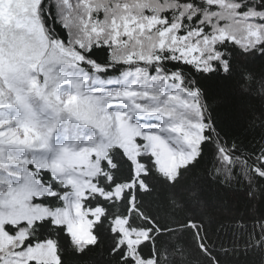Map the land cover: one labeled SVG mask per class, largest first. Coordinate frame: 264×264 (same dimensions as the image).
Masks as SVG:
<instances>
[{"label": "snow or ice", "instance_id": "obj_1", "mask_svg": "<svg viewBox=\"0 0 264 264\" xmlns=\"http://www.w3.org/2000/svg\"><path fill=\"white\" fill-rule=\"evenodd\" d=\"M237 54L264 59V0H0V264H66L65 243L86 256L106 225L111 264H188L181 244L157 245L187 229L220 264L202 225L170 226L142 198L202 160L249 196L264 181V134L247 148L206 98ZM238 75L264 96V75ZM259 228L249 240L264 248Z\"/></svg>", "mask_w": 264, "mask_h": 264}, {"label": "trees", "instance_id": "obj_2", "mask_svg": "<svg viewBox=\"0 0 264 264\" xmlns=\"http://www.w3.org/2000/svg\"><path fill=\"white\" fill-rule=\"evenodd\" d=\"M103 56V52H99ZM236 73L232 77L221 74L203 81L210 111L228 136L237 138L247 148L258 146L264 128L254 117L264 112V96L258 91L241 93L237 89L239 73L264 75V59L251 56H235ZM252 191L243 179L239 183L224 185L211 175L210 166L202 160L184 172L183 178L169 188L157 182V190L144 196L146 211L170 226L173 221L194 220L202 225V232L209 237L213 256L220 264H264V248L250 244V234L260 232L259 222L264 220V181H257ZM175 193L179 207H173L169 198ZM51 195V194H49ZM101 229L102 243L93 247L86 256L75 253L65 243L66 264H111L109 247L111 235ZM181 244L186 249L188 264H204L193 240V230L187 229L179 238L165 236L157 242L158 247L173 249ZM147 251V249L145 250ZM34 264V262H33Z\"/></svg>", "mask_w": 264, "mask_h": 264}, {"label": "rangeland", "instance_id": "obj_3", "mask_svg": "<svg viewBox=\"0 0 264 264\" xmlns=\"http://www.w3.org/2000/svg\"><path fill=\"white\" fill-rule=\"evenodd\" d=\"M62 144H64V136L62 134V129H61V131L57 133V138L53 141V145H54V147H56V146H59ZM38 155L41 157V159L38 160L37 163L40 165H44V164L50 163L53 160V158L55 157L56 153H55V151H50L47 153L40 152V153H38ZM21 182L22 181H17V183H21ZM49 194H51V192H49ZM3 211L7 212L8 209L5 208V209H3ZM29 219H33V217H29Z\"/></svg>", "mask_w": 264, "mask_h": 264}]
</instances>
